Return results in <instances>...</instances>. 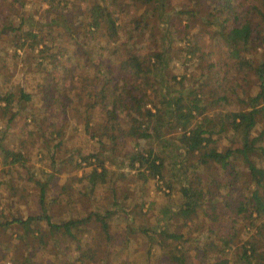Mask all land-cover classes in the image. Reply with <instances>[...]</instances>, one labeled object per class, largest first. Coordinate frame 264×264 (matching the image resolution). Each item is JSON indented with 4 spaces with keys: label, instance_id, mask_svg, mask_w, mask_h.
Returning a JSON list of instances; mask_svg holds the SVG:
<instances>
[{
    "label": "trees",
    "instance_id": "trees-1",
    "mask_svg": "<svg viewBox=\"0 0 264 264\" xmlns=\"http://www.w3.org/2000/svg\"><path fill=\"white\" fill-rule=\"evenodd\" d=\"M39 1L47 7L42 9L38 22L25 26L26 19L18 11L26 0H3L7 9L3 17L0 12V47L7 42L6 47L16 54L25 48L37 51L36 67L43 70L44 65L52 66V74L46 72L44 80V100L36 107L40 109L25 117L27 126L32 124L36 131H43L53 118L71 114L81 123L84 137L98 145V150L89 155L90 160L77 162L78 149L67 158L70 167L77 171L87 164L95 166L92 178L79 191L87 203L93 200L98 186L112 188L118 181L110 178L112 171L105 165L106 153L123 141L136 145L143 142L164 150L168 145L160 143L168 134L172 135L176 150L184 157H192L200 166L214 164L231 178L238 176V167H244L252 182L249 195L244 202H238L239 199L224 202L236 208V216L246 212L264 214V0H190V5L172 13L166 11L163 0V5L158 0ZM74 2L85 5V16L78 14ZM140 6L143 12L133 16L131 22L148 26L156 13V26L173 27V38L183 35L187 41H191L187 30L201 14L199 21L206 27L204 34L212 46L198 58H195L199 52L197 45L186 48L187 61L195 64L198 71L190 72L191 83L186 74L170 72L173 68L169 58L170 34L158 37L157 33L156 41L146 30H129L121 35L118 15ZM142 41L151 42L152 48ZM66 58L69 67L64 65ZM84 66L91 70H84L79 77L71 75L73 67ZM252 76L258 83L255 95L245 91ZM14 106L18 110L33 108L31 93L24 87L0 90V111L7 113ZM260 123L262 128L255 135ZM51 124L54 133L43 132L41 136L45 139L64 133V123ZM33 131L27 132L28 137L34 135ZM223 138L227 144L215 146ZM61 141L58 139L59 146ZM152 146L129 154V166L138 172L142 169L139 173L146 178H161L164 162ZM17 151L23 154L22 147ZM17 153L9 151L3 160L9 166L18 161L24 164L22 154ZM51 158L52 173L39 189L41 214L12 222L32 239L35 234L45 235L43 226H46L47 234L56 236L58 243L69 241L74 246L71 252L77 253L76 260L95 262L116 241L108 224L113 214L108 209L101 213L97 208L80 217L75 213V205H70L74 195L67 193L64 205L59 208L64 216L58 220L51 217L48 204L56 205L58 200L48 197L47 187L55 177L57 163L61 162L54 156ZM183 188L194 205L187 202L185 207L170 213L172 218L180 215L189 218L199 207V197L204 195L193 190L192 183ZM226 188L230 192L234 189L232 184ZM90 228L97 229L95 234L83 239L85 230ZM258 232L263 234L260 228ZM162 233L167 239L180 238L167 231ZM238 234L237 229L233 235H220L218 243H209L204 248L210 247L224 257L217 264H229L226 251ZM245 245H250L249 249ZM253 253L254 245L245 243L240 264H250L248 260ZM169 256V261L175 264H185L187 260L183 253L171 252Z\"/></svg>",
    "mask_w": 264,
    "mask_h": 264
},
{
    "label": "rangeland",
    "instance_id": "rangeland-1",
    "mask_svg": "<svg viewBox=\"0 0 264 264\" xmlns=\"http://www.w3.org/2000/svg\"><path fill=\"white\" fill-rule=\"evenodd\" d=\"M158 1V4L163 5L162 0ZM163 1L166 3L165 8L168 13L191 3L190 0ZM0 3L3 17L7 5L3 0ZM74 6L80 16L81 13L86 15L83 3L74 2ZM45 7L47 6L43 1L26 0L24 7L18 13L26 19V26L38 22ZM199 8L201 10V7ZM143 10L144 8L140 6L137 10L130 9L127 13L118 15L121 35H125L129 30H146L147 33L150 31L153 34L152 37L156 41L157 33L158 37L162 33L170 34L169 58L173 67L170 72L186 74L191 83L190 72L194 74L198 71L195 69V64L187 61L186 48L188 45H197L199 52L195 58H198L203 53L206 54L212 46V42L209 43L207 35L204 34L203 29L206 27H203L199 21L201 14L193 19L192 27L187 30L191 38V41H187L183 35L175 36L178 40L173 38L174 33L171 32L173 27L167 28L162 24L156 26V13L153 17L155 20H151L148 26L131 22L132 17H138ZM52 15L49 17L51 18ZM5 43L0 47V90L24 87L31 93L33 108L18 110L14 106L7 113L0 111V264H175L169 261L171 252L183 253L187 256L185 264H217L224 257L210 247L204 248V245L218 243L220 235H233L237 229L238 237L226 251L229 264H240L243 246L247 242L254 245V253L249 257V263L264 264V214L257 216L246 212L236 216V208L228 207L224 202V200L239 199L238 202L246 200L249 190L252 189V182L245 168L238 167V176L231 178L214 164L200 166L195 163V159L184 157L180 150H176L171 140L172 135L167 134L161 139L160 144L168 145L164 150L145 145L143 142L136 145L134 142L123 141L118 147L113 148L111 153H106L105 165L112 171L110 178L112 181L117 178L118 181L112 185V188L109 185L98 186L93 200L90 204L87 203L86 199L79 195V191H82L92 178L91 173L95 166L87 164L77 171L70 167L67 158L72 151L78 149L77 162L82 159L90 160L89 155L98 150V145L84 137L81 123L71 114H67L65 118L59 115L57 119L51 120L56 125L62 123L65 125L64 133L60 137L53 134L52 139L41 136L43 132L54 133L52 122H49L48 128L43 131H36L32 124L29 126L25 124V117L33 115L37 109H40L36 107L44 100L42 94L44 80L47 77L46 72L50 71L52 74V66L44 65V69L41 70L40 66L36 67L37 51L25 48L16 54L9 50L8 43ZM145 44L148 48H152L151 42ZM64 65L69 67L67 58ZM86 69L91 70L85 66L73 67L71 75L79 77ZM56 73L55 71L54 74ZM250 79L245 91L255 95L258 91V83L255 77L252 76ZM50 81L47 79V82ZM261 128L262 123L255 129L254 134L257 135ZM32 130L34 135L28 137L27 132ZM58 139L62 140L60 146ZM221 144H227V140L218 139L215 146L220 148ZM150 146L163 159L164 168L161 178H146L139 173L143 171L142 169L138 172L129 166V154L134 151H146ZM21 147L23 154L17 151ZM9 151H15L17 155H19L17 152L21 153L24 164L18 161L14 165H7L3 157ZM52 156L56 161L60 159L61 162L57 163L55 177L47 187L48 197L58 200L56 205L48 204L51 217L58 220L64 216L59 208L64 205L63 200L67 198V193L74 195L70 205H75V213L80 217L97 208L101 213V210L108 209L113 214L108 219V224L110 233L116 236V241L108 248V253L100 255L95 262L82 263L76 260L77 253L71 252L74 246L70 245L69 241L58 243L56 236L52 238L47 234L46 226H43L45 235L35 234V239H32L26 234L23 235L22 227L12 222L15 219L26 218L28 215L41 214L39 189L47 181L49 173H52ZM186 183H192L193 190L197 189L204 195L199 197L197 203L199 207L189 218L183 215L172 218L170 213L185 207L187 202L194 205V200L188 199L187 192H184L183 186ZM230 184L234 187L231 192L226 188ZM218 185L222 187L219 189ZM64 190L66 192L62 194ZM211 204L215 206L211 207ZM259 228L263 234L258 232ZM96 230L86 229L83 239L93 236ZM162 231L180 238L167 239ZM249 246L245 245V248L249 249Z\"/></svg>",
    "mask_w": 264,
    "mask_h": 264
}]
</instances>
